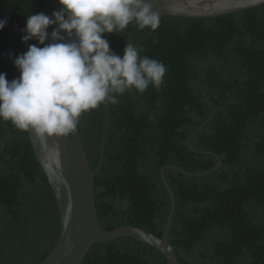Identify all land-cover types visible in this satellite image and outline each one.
<instances>
[{
    "label": "trees",
    "instance_id": "16d2710c",
    "mask_svg": "<svg viewBox=\"0 0 264 264\" xmlns=\"http://www.w3.org/2000/svg\"><path fill=\"white\" fill-rule=\"evenodd\" d=\"M57 0H0V73L19 77L15 57L30 14L51 16ZM159 28L133 23L106 33L167 68L159 89L130 91L84 114L77 127L93 178L99 225L168 233L179 264H264V4L224 16H160ZM51 32V29H49ZM58 209L28 132L0 121V264H38L59 236ZM80 264H168L128 237L93 245Z\"/></svg>",
    "mask_w": 264,
    "mask_h": 264
},
{
    "label": "clouds",
    "instance_id": "9594fccd",
    "mask_svg": "<svg viewBox=\"0 0 264 264\" xmlns=\"http://www.w3.org/2000/svg\"><path fill=\"white\" fill-rule=\"evenodd\" d=\"M51 16L30 14L22 42L36 40L15 57L18 78L0 73V121L33 135L46 147L75 135L80 118L115 105L130 91L144 93L164 83L166 66L141 56L129 43L123 56L111 50L104 33L118 34L135 24L156 31L160 13L146 0H57ZM7 20H0V30ZM51 29V32H49ZM64 33L65 35H61ZM51 40V43L46 41Z\"/></svg>",
    "mask_w": 264,
    "mask_h": 264
},
{
    "label": "water",
    "instance_id": "95a60500",
    "mask_svg": "<svg viewBox=\"0 0 264 264\" xmlns=\"http://www.w3.org/2000/svg\"><path fill=\"white\" fill-rule=\"evenodd\" d=\"M146 2L151 3L153 11L159 12L160 16L197 19L238 13L264 4V0H146ZM28 136L33 153L55 198L60 224L55 245L38 264H80L93 245L122 237L132 238L150 246L158 251L168 264H179L174 249L168 243L175 199L165 180L164 171L167 168L181 171L180 169L166 165L159 171L160 179L170 197V210L161 237L131 226L115 227L108 231L98 223L94 202L93 178L98 169L96 171L91 169L78 129L75 135L69 138H61L55 142L50 140L47 147L30 133ZM221 166L219 162L213 170L204 174L181 172L189 177H199L208 175Z\"/></svg>",
    "mask_w": 264,
    "mask_h": 264
}]
</instances>
